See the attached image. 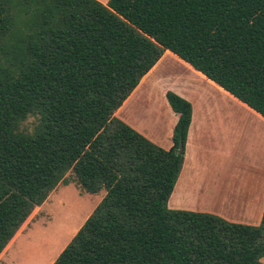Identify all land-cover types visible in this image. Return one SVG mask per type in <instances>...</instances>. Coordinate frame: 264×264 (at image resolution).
<instances>
[{
    "label": "trees",
    "instance_id": "obj_1",
    "mask_svg": "<svg viewBox=\"0 0 264 264\" xmlns=\"http://www.w3.org/2000/svg\"><path fill=\"white\" fill-rule=\"evenodd\" d=\"M166 50L264 117V0H0V254L71 171L106 195L52 264H262L264 212L168 205L191 102L166 92L169 149L115 116Z\"/></svg>",
    "mask_w": 264,
    "mask_h": 264
},
{
    "label": "rangeland",
    "instance_id": "obj_2",
    "mask_svg": "<svg viewBox=\"0 0 264 264\" xmlns=\"http://www.w3.org/2000/svg\"><path fill=\"white\" fill-rule=\"evenodd\" d=\"M161 71L162 75L154 83L152 96H144L140 103L133 104L131 110L139 124L154 129L157 136L164 134L170 113L167 108L170 106L164 103L167 99L162 94L163 90H173L172 86L179 79L185 83L189 78H194L182 63L170 55L164 57ZM154 103H164L161 113L154 112L157 108ZM218 104L220 109L217 106L215 139L209 145L208 152L201 153L199 158L202 161L206 159L209 169L220 174L217 181L222 184L225 180L229 191L231 183V189L239 188L252 175H258L264 166V117L244 103H241V108L235 103H228V107H225L226 103ZM196 105L197 120L201 123V105ZM39 117L29 115L20 123L19 129L26 133L34 132ZM196 138L201 144L203 137L200 133ZM67 177L68 183H60L22 224L16 233L18 240L15 245L0 255V264H52L106 195L105 189L96 193L81 189L71 171ZM220 188L222 191V185ZM171 201L170 197L169 206Z\"/></svg>",
    "mask_w": 264,
    "mask_h": 264
},
{
    "label": "crops",
    "instance_id": "obj_3",
    "mask_svg": "<svg viewBox=\"0 0 264 264\" xmlns=\"http://www.w3.org/2000/svg\"><path fill=\"white\" fill-rule=\"evenodd\" d=\"M98 1L107 4L109 0ZM166 55H170L182 63L189 73H192L194 76V78H189L185 83H182V79H179L177 84L172 86V91L191 102L193 114L187 137L185 160L176 187L172 193V201L169 207L173 209L174 207H181V209L186 210L213 213L232 222L258 225L262 220L264 212V166L258 175H252L250 180L244 182V185L231 189V183L229 191H227L229 186L225 185V180L222 184L217 181L220 174L209 169L206 159L202 161L199 158L201 153L206 154L208 152L209 145L215 139V130L217 129L215 115L217 106L220 109L218 103H226L225 107H228V103H235V105L241 108L242 101L209 79L202 72L193 68L176 54L166 50L151 70L143 76L128 98L117 109L115 116L130 126L132 125L133 128L144 134L157 145L165 149H169L172 146L173 142L171 138L173 128L178 120V114L171 107H167L170 110V113H168L169 116L167 117V126L165 127L164 134L160 136L154 133V129L139 124L140 122L134 118L131 112L134 103H140L144 96H152L154 83L162 75L161 67L163 66V59ZM168 90L170 89L165 88L162 94L166 96ZM164 103L167 104L168 101H164ZM164 103H154L155 108L157 105L154 112L161 113V109L165 106ZM196 103L201 105V123L197 120ZM168 104L167 106H170ZM197 133H200L201 138L203 137L201 144L199 140L197 142ZM221 185L222 191H220ZM17 240L18 237H16L8 248L11 240L4 251L10 250ZM263 262L264 257L262 258V264H264Z\"/></svg>",
    "mask_w": 264,
    "mask_h": 264
}]
</instances>
